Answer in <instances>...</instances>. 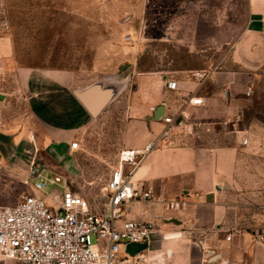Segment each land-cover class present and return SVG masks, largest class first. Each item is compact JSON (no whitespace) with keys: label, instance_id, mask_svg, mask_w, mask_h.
I'll return each mask as SVG.
<instances>
[{"label":"crops","instance_id":"1","mask_svg":"<svg viewBox=\"0 0 264 264\" xmlns=\"http://www.w3.org/2000/svg\"><path fill=\"white\" fill-rule=\"evenodd\" d=\"M236 1L245 4L244 26L223 59L230 60L235 69L214 71L206 82L199 83L193 73L207 69H171L163 61L165 57H159L158 68L144 72L141 87L133 92L134 101L128 107L130 122L121 150L141 152L160 137L165 129L161 120L165 110L158 107L152 113L150 107L162 100L169 103L173 114L183 109L189 119L170 137L159 141L132 172L135 186L152 188L159 202H135L128 206L126 216L156 222L160 229L150 243L123 246L122 256L144 254L143 264H264V216L253 220L252 228L245 227L241 218L235 216L238 209L246 213L251 199H264V180L259 179L258 173L252 174L240 155L245 139L250 146L260 142L261 150L264 126L254 125L255 133L233 131L235 143L231 145L208 147L184 141L195 125H205L209 130L208 123L235 122L245 105L241 94L252 86L253 81L247 76L249 69H264V0ZM110 2L118 7L115 18L126 19L116 24L117 33H138L153 27L150 0ZM178 11L177 6L173 10L168 5L159 13L166 17V22H171L157 25L164 38H168L166 41L179 40L186 32V27L179 23L183 14ZM83 16L80 10L79 18ZM206 29L208 46L215 43V36H209L215 29L208 25ZM88 31L95 30L88 29L86 21H79L71 29V32ZM233 31L231 26L222 28L223 47L231 44ZM148 48L150 54L153 45ZM164 50H170L169 46ZM169 80L178 82V91L167 89ZM81 89L69 70L21 65L11 36L0 33V167L6 173L16 176L24 185V180H28L26 186L31 188L34 170L62 171L54 156H87L86 134L97 120L75 96L74 91ZM189 94L202 97L205 105L184 107L181 96ZM74 141L79 143L77 150L70 147ZM256 155H260L256 159L264 160V152ZM38 156L48 162L41 166ZM76 166H81L78 159ZM30 191L34 192L32 188ZM237 199L239 204L235 203ZM172 200L185 204L167 211L165 202ZM129 248L135 252L128 254Z\"/></svg>","mask_w":264,"mask_h":264},{"label":"rangeland","instance_id":"2","mask_svg":"<svg viewBox=\"0 0 264 264\" xmlns=\"http://www.w3.org/2000/svg\"><path fill=\"white\" fill-rule=\"evenodd\" d=\"M150 5L153 13L151 29L138 33H117L114 31L116 24L126 19L115 18L118 8L115 2L0 0V33L11 36L21 65L69 70L77 78L78 89L112 77L118 81L129 77L122 93L96 117L97 123L86 134L87 156H54L62 171L45 168L40 178H30L34 193L50 207L55 206V199L62 196L65 187L73 186L97 211L102 209L103 189L113 169L119 165L121 142L130 122L128 107L133 104V92L141 87L144 72L158 68L159 57H165L163 61L171 69L212 67L216 72L235 69L230 60L223 59L232 50L233 43L241 35L244 26L245 4L242 1L150 0ZM168 5L173 10L178 7V12L183 14L182 23L180 20L179 23L186 27V32L180 35L182 38L176 41H166L168 38H164V33L157 28V25L171 23L166 22V17L159 15ZM80 10L85 15L81 19ZM79 21H86L87 28L95 31L71 32L73 25H77ZM207 25L215 29L213 34H209L211 37L215 36V43L208 46ZM229 26L234 30L231 33V44L227 43L223 47L221 30ZM150 45L154 48L151 55L148 48ZM166 46L170 50H164ZM249 70L247 76L253 81V91L249 96L241 94L245 105L235 122L226 125L208 123L209 130L205 125H195L193 132L188 133L190 137L184 141L208 147L231 145L235 143L233 131L252 130L255 133L254 125L264 126V69ZM252 144L242 143L240 155L246 159L247 168L251 169L252 174L258 173L259 179L264 180V160L256 159V156H260L256 154H263L264 145L260 150V142ZM76 159L81 163L80 167L76 166ZM47 162V158L38 156V164L42 166ZM86 166L94 170L91 171ZM58 175L62 182L54 183ZM37 183H43V188L37 189ZM31 188L0 167V206L17 204L23 195L32 193ZM238 202L237 199L235 203L239 204ZM235 216L241 218L245 227L252 228L251 223L264 216V199H251L246 213L238 209ZM93 243L97 244L95 236ZM126 251L132 254L135 249L129 248ZM3 263L6 261H0V264Z\"/></svg>","mask_w":264,"mask_h":264},{"label":"built area","instance_id":"3","mask_svg":"<svg viewBox=\"0 0 264 264\" xmlns=\"http://www.w3.org/2000/svg\"><path fill=\"white\" fill-rule=\"evenodd\" d=\"M262 23L264 25V17ZM214 71L212 67L196 71L193 77L204 83ZM166 87L169 91L179 90L175 80L167 81ZM252 91L248 88L246 95ZM181 100L184 107L205 105L202 97L191 94L181 96ZM158 107L165 110L161 118L165 129L143 151H121L119 165L103 189L99 211L72 187L64 188L62 196L55 199L54 207L34 192L23 195L13 206H0V261H6L3 264H143L144 254L122 256L121 249L127 244L150 243L160 225L129 219L126 210L135 202H159V197L152 188L135 186L131 180L132 172L159 141L170 137L183 121L189 119L183 109L173 114L165 100L151 106L150 111L154 113ZM247 143L248 139H245L243 144ZM78 146L77 141L70 144L74 150ZM43 171L34 170L32 177L40 178ZM61 182V176H56L54 183ZM24 183L29 185L28 180ZM43 186V183L36 184L37 189ZM184 204V201H166L165 208L172 211ZM93 236L97 238V244L93 243Z\"/></svg>","mask_w":264,"mask_h":264},{"label":"water","instance_id":"4","mask_svg":"<svg viewBox=\"0 0 264 264\" xmlns=\"http://www.w3.org/2000/svg\"><path fill=\"white\" fill-rule=\"evenodd\" d=\"M128 81L129 77L119 81L112 77L76 90L74 93L92 116L98 117L122 93Z\"/></svg>","mask_w":264,"mask_h":264}]
</instances>
